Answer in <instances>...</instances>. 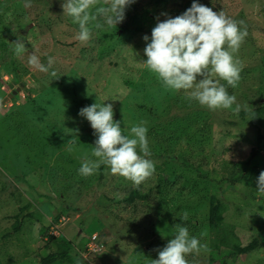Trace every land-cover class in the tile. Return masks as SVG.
<instances>
[{
  "label": "rangeland",
  "instance_id": "rangeland-1",
  "mask_svg": "<svg viewBox=\"0 0 264 264\" xmlns=\"http://www.w3.org/2000/svg\"><path fill=\"white\" fill-rule=\"evenodd\" d=\"M63 2L0 0V264H42V257L62 251L70 260L51 264H150L177 224L207 245L186 257L189 264H210L212 195L236 226L235 245L258 238V247L236 264H264V196L228 182L240 174L228 162H263L264 127L259 143L258 129L233 109L264 104V0H198L244 21L248 33L235 54L243 65L238 85L221 81L236 104L217 110L165 88L144 62L143 36L179 15V0H135L121 23L93 28L86 43L77 39L78 24ZM134 9L139 23L132 22ZM18 38L27 48L20 56ZM33 53L45 65L54 58L48 72L28 63ZM96 102L113 105L125 134L145 122L155 171L139 186L103 164L80 175L84 156L95 159L97 137L79 111ZM31 105L37 109L29 111ZM70 140L76 141L72 151ZM134 191L141 194L127 200Z\"/></svg>",
  "mask_w": 264,
  "mask_h": 264
},
{
  "label": "clouds",
  "instance_id": "clouds-1",
  "mask_svg": "<svg viewBox=\"0 0 264 264\" xmlns=\"http://www.w3.org/2000/svg\"><path fill=\"white\" fill-rule=\"evenodd\" d=\"M135 0H64L63 12L78 24L77 39L86 43L91 39L93 28L103 29L117 26L125 19L126 8ZM103 18V23L100 18ZM244 21H237L223 11H214L198 0L182 14L158 21L146 41L144 61L165 88L184 90L189 101H196L210 110L230 109L236 104V96L229 94L227 86L235 88L240 80L243 65L236 53L247 36ZM150 41V42H149ZM14 43L17 56L26 52L25 42L18 38ZM54 58H47V65L35 53L28 63L40 72H48ZM52 77L58 79L55 71ZM198 77H202L198 79ZM241 106L233 109L239 113ZM79 115L86 118L97 137L91 150L86 154L78 169L80 175H93L101 164L106 165L113 175H120L139 186L155 171L151 156L145 122L141 121L125 134L121 122L114 119L111 103H93L80 109ZM254 117V116H253ZM252 117V118H253ZM251 119V118H250ZM75 140L69 141V151L74 149ZM258 192L264 196V171L257 180ZM185 212L180 220L186 221ZM174 237L158 249V258L150 264H189V254H199L202 245L197 237L190 236L186 226L176 225Z\"/></svg>",
  "mask_w": 264,
  "mask_h": 264
},
{
  "label": "trees",
  "instance_id": "trees-1",
  "mask_svg": "<svg viewBox=\"0 0 264 264\" xmlns=\"http://www.w3.org/2000/svg\"><path fill=\"white\" fill-rule=\"evenodd\" d=\"M200 1V0H199ZM193 0H179L180 6L176 8L175 11L180 15L192 4ZM208 7L217 11L213 8L211 4H207ZM135 14L132 16V22L139 23L141 18V13H137L134 9ZM218 12V11H217ZM149 18V16H148ZM17 73V71H16ZM25 104L21 105L25 109ZM36 105H31L30 110H36ZM26 110V109H25ZM239 115L244 121L252 122L253 125L258 129V142L261 143L263 138L262 128L264 127V104H261L253 110H242ZM254 116V117H253ZM253 117V118H252ZM251 118V119H250ZM262 166L255 165L251 166V160H239L236 162H228L231 165V170H240V174L234 178H228L230 183L242 182L251 190L257 189V180L261 171H264V150L262 156ZM139 191L132 192L127 196V200L133 201L135 197L140 195ZM144 197V196H139ZM20 222H16L14 225V230H19ZM11 231H7L6 235L10 234ZM209 232H210V242L213 247L209 250L207 258L210 264H236L238 259L244 254H250L255 250L259 243L258 238L253 239L249 244L238 246L235 245V241L238 240L239 236L236 232V226L232 223L225 221L224 212L219 210L217 204V196L212 195L210 200V211H209ZM54 237V236H52ZM65 259L70 260L69 255L66 251L62 252H50L47 256L42 257V264H51L57 260Z\"/></svg>",
  "mask_w": 264,
  "mask_h": 264
},
{
  "label": "water",
  "instance_id": "water-1",
  "mask_svg": "<svg viewBox=\"0 0 264 264\" xmlns=\"http://www.w3.org/2000/svg\"><path fill=\"white\" fill-rule=\"evenodd\" d=\"M14 95L10 94L9 96H7L4 100L3 103L7 102L9 100V98H12Z\"/></svg>",
  "mask_w": 264,
  "mask_h": 264
}]
</instances>
